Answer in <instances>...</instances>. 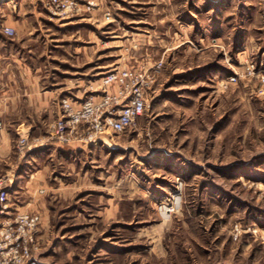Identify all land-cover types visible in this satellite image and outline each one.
Returning a JSON list of instances; mask_svg holds the SVG:
<instances>
[{"label": "rangeland", "instance_id": "374dc122", "mask_svg": "<svg viewBox=\"0 0 264 264\" xmlns=\"http://www.w3.org/2000/svg\"><path fill=\"white\" fill-rule=\"evenodd\" d=\"M95 3L69 18L44 12L51 73L85 78L95 63L104 75L132 72L146 109L113 135L112 168L84 157L52 169L80 186L38 240L41 255L51 246L59 264H264V0Z\"/></svg>", "mask_w": 264, "mask_h": 264}, {"label": "crops", "instance_id": "0c3cea01", "mask_svg": "<svg viewBox=\"0 0 264 264\" xmlns=\"http://www.w3.org/2000/svg\"><path fill=\"white\" fill-rule=\"evenodd\" d=\"M46 17L42 9L33 5L19 3L16 9L0 6V26L14 30V35L8 36L0 29V173L9 177L13 204L20 211L39 217L40 241L50 235L53 214L62 216L69 211L67 204L72 203L70 207L76 204L71 201L73 189L80 186L78 179L66 182L65 178H50L52 169L68 171L84 157L103 159L107 163L111 160L112 168L114 153L119 148L115 145L116 137L110 134H102L88 145H62L51 140V125L61 116V100L67 98L78 108L89 90L100 92L104 70L95 63V71L90 75L83 73L85 78L76 79L70 75L75 74L71 71L56 79L55 73H51V19ZM96 44H101L98 38ZM99 56L96 54L94 61ZM20 135L37 140L39 146L19 153L16 143ZM32 159L41 160V164L33 166ZM86 177L84 174L79 180ZM48 188L51 203L41 197ZM115 200L112 195L106 201V213L111 214L106 216L108 218L113 219L118 214ZM61 204L64 207L58 210ZM82 213L78 212V216ZM97 214L103 212L100 210ZM51 258L50 246L40 256V262L59 264Z\"/></svg>", "mask_w": 264, "mask_h": 264}, {"label": "built area", "instance_id": "2783aa9c", "mask_svg": "<svg viewBox=\"0 0 264 264\" xmlns=\"http://www.w3.org/2000/svg\"><path fill=\"white\" fill-rule=\"evenodd\" d=\"M21 0H0L16 9ZM49 16L69 18L95 9V0H31ZM8 36L14 30L1 27ZM232 81V80H231ZM144 80L132 72L115 70L101 79L102 92L87 96L78 108L69 99L60 102L61 116L52 125L51 140L60 144H92L102 134L122 135L136 128L146 109ZM39 146L37 140L20 135L19 153ZM9 177L0 176V264H41L37 215L20 211L12 202Z\"/></svg>", "mask_w": 264, "mask_h": 264}]
</instances>
